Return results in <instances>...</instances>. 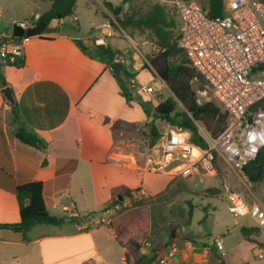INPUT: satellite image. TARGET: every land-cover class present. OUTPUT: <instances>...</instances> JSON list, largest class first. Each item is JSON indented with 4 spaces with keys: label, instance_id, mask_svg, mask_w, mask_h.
<instances>
[{
    "label": "crops",
    "instance_id": "obj_1",
    "mask_svg": "<svg viewBox=\"0 0 264 264\" xmlns=\"http://www.w3.org/2000/svg\"><path fill=\"white\" fill-rule=\"evenodd\" d=\"M29 1L43 5L26 17H39L50 8L48 1ZM82 2L90 16V32L80 24L75 7L67 17L69 25L65 19L53 20L39 35L27 39L20 66L0 63L19 118L14 122L12 106L0 94V225L18 222L12 187L24 181H40L48 213L67 219L58 225H33L24 236L0 227V264H137L139 259L141 264H156L171 242L177 251L169 264H225L221 259L225 252L220 256L213 242L179 240L175 229L162 238L155 233L154 222L160 223L149 199L163 193L173 176L148 171L149 162L128 148L142 129L144 113L135 101L127 104L119 95L106 57L97 52L108 47L121 53L125 70L135 74L130 81L138 87L150 85L153 79L143 69L152 47L120 28H111L97 7L89 5L90 0ZM11 21L0 18V35L11 34ZM97 38L102 45L94 44ZM145 48L148 53L142 51ZM118 59L115 54L113 62ZM139 77H143L141 84ZM119 104L125 110L139 109L142 116L139 120L118 116ZM114 122L126 129H113ZM18 124L34 132L45 146L35 149L13 138ZM112 136L113 142L103 140ZM118 188L134 190L135 199L124 196L121 204L112 206L113 191ZM205 191L204 197L213 196ZM130 200L146 203L129 207ZM91 209L100 210L99 214L86 216ZM107 218L108 225L98 223ZM261 237L264 231L258 230L242 240L264 249ZM151 256L154 260L147 262Z\"/></svg>",
    "mask_w": 264,
    "mask_h": 264
},
{
    "label": "built area",
    "instance_id": "obj_2",
    "mask_svg": "<svg viewBox=\"0 0 264 264\" xmlns=\"http://www.w3.org/2000/svg\"><path fill=\"white\" fill-rule=\"evenodd\" d=\"M159 2L175 13L179 24L177 46L203 81V87L194 91L196 102L216 104L227 113L228 121L216 138L204 130L199 133L204 148L189 142L187 132L169 127L160 145L166 163L157 166L166 167L181 159L179 171L173 173L176 168H171V174L186 177L205 171L214 175L219 163L241 173L242 166L254 160L264 148V1L222 0V15L217 17L208 16L194 0ZM37 20V15L28 20H14L11 28L25 31L36 25ZM28 38L0 35V63H18ZM94 44L102 45V40L97 38ZM130 88L144 96L154 92L150 85L137 87L133 81ZM224 191L229 213L234 217H250L255 227L264 231V209L247 203L227 187ZM98 223L108 225L109 218ZM214 248L223 255L218 241ZM176 251V244L169 243L156 264H169ZM257 258H264V249L258 250Z\"/></svg>",
    "mask_w": 264,
    "mask_h": 264
},
{
    "label": "rangeland",
    "instance_id": "obj_3",
    "mask_svg": "<svg viewBox=\"0 0 264 264\" xmlns=\"http://www.w3.org/2000/svg\"><path fill=\"white\" fill-rule=\"evenodd\" d=\"M83 0H77V15L79 17L80 24H84L88 29L89 26V14L83 5ZM109 2L113 7L119 8L118 16L112 15L103 5L104 2ZM90 0L89 5L94 4L101 15L108 22L111 28H121V23H127L122 25L123 31L131 37H137L141 41L147 42L149 45L153 40L152 32L146 28L138 27L136 21L145 16L154 6L161 5L159 0ZM201 6H204L205 0H194ZM43 4L35 2L32 4L29 0H0V18L8 19L13 18L17 20H28L30 17H26L28 12L35 11ZM165 15L166 21L173 22L174 28L171 30L172 39L177 35L175 28L177 20L174 17L171 8L166 7ZM70 19L65 18V25H69ZM76 27L75 24H73ZM11 29V23L9 25ZM90 32L91 30L88 29ZM150 46V45H149ZM148 53L147 48L142 50ZM152 49L150 50V52ZM145 74V72H143ZM153 79L150 80V86L154 89V92L148 96L137 94L131 89L133 101L137 104L139 101L146 103V107L151 110L161 99L166 98L169 93L166 86H163L158 78L155 76L152 70H149ZM138 82H143V77L138 78ZM138 84V85H140ZM193 90L201 89L198 81L191 83ZM117 99V98H115ZM121 101V100H120ZM117 115L128 118L131 120H139L142 116L141 112L137 108L127 109L121 104ZM153 121L152 117H147L144 114V120L142 129L139 130V135L135 137L134 141L128 142V148L134 150L136 157L143 156L146 162H149L146 166L148 171L154 173L169 172L171 174V168H176L173 173L179 171V167L182 164V160L171 162L166 167L157 165H163L166 163V157L162 153L160 145L162 138L165 136L167 129L170 127L165 122L160 120L154 121V127L156 133L159 134V138L153 145H150V130L148 123ZM117 131L125 130L124 126H114ZM198 132L202 133L203 127L197 124ZM188 134V133H187ZM189 136V134H188ZM114 136L104 137V141H114ZM130 139V138H129ZM132 142V143H131ZM132 145V146H131ZM136 151V153H135ZM98 156V155H97ZM168 173V174H169ZM173 180L169 183V187L161 194L150 198L149 201L153 211V215L158 218L159 225L154 222L153 229L158 235V238H162L163 234H169L171 231L176 230L179 235V240L183 237H187L195 242H213L219 241L223 246L225 255L221 258L225 264H264V258H257L259 249L254 248L251 243L242 240L239 228L241 226H256L254 221L248 216L234 217L228 211V204L225 201L224 187H227L231 192L239 195L246 202L250 204H258L264 209V180L258 184H251L247 181L246 177L241 173L232 172L222 163L217 166L216 174L212 175L205 171H199L198 173L183 177L173 175ZM207 189H215L218 191L216 195L206 196L202 194ZM128 199V198H126ZM130 199L134 200V193L131 194ZM193 206V207H192ZM92 208V207H90ZM94 210V209H91ZM52 213V209H49ZM98 209L91 211L93 215L99 214ZM206 214V216H205ZM205 216V217H204ZM165 228H164V227ZM261 230V229H260ZM263 231V230H261ZM264 240L263 237H261ZM259 247L262 245L259 244Z\"/></svg>",
    "mask_w": 264,
    "mask_h": 264
},
{
    "label": "trees",
    "instance_id": "obj_4",
    "mask_svg": "<svg viewBox=\"0 0 264 264\" xmlns=\"http://www.w3.org/2000/svg\"><path fill=\"white\" fill-rule=\"evenodd\" d=\"M50 2V8L39 15L37 23H43L46 26L53 20H62L73 15L76 0H42ZM264 1V0H261ZM104 7L114 16H118L119 8L113 7L111 3L104 2ZM207 11L208 16L217 17L222 15L223 5L222 0H205L204 6H201ZM166 7L163 5L154 6L145 16L136 21V25L141 28H146L152 32L153 40L151 41L152 51L146 57V63L143 64V69L152 70L155 76L165 84L169 95L162 99L151 110L146 107V103L141 101L138 105L147 117H152L153 121L148 123L150 130V145H153L159 138L154 127V121L160 120L168 126L178 128L189 134L188 141L192 144L204 148L205 142L200 136L197 124L201 125L206 133L211 138L218 137L226 128L228 115L219 106L214 103L198 104L195 98V92L191 86L193 81H198L200 87H203L202 79L194 72L187 63L184 55L177 46L178 38V21L176 23L177 35L172 39L171 30L174 28L173 22L166 21ZM172 11V10H171ZM174 17L175 13L172 11ZM177 20V18H176ZM125 23H121L125 25ZM99 55L106 57V64L109 71L119 88V95L124 101L129 104L133 101L131 94L130 79L134 78V73H129L125 70L122 63V55L119 52H113L108 47L97 51ZM118 54L120 60L117 62L120 65V73L115 74L113 70L114 55ZM13 66H20L16 63ZM0 84L2 87L7 86L4 78L0 74ZM11 113L14 122L19 121L17 106L11 107ZM120 126V123L114 122L112 126ZM116 129V128H113ZM13 138L22 144L41 149L45 146L34 132L17 125L12 133ZM44 164V162H43ZM242 174L251 184H258L264 180V148H262L256 158L241 168ZM42 183L40 181H24L12 187V193L15 197L18 206L19 220L14 224H2L0 227L20 233L22 236L36 224L58 225L67 220L65 217L52 216L48 213L42 195ZM114 200L117 195L125 194V198L130 199L134 190L126 188H118L114 191ZM208 194L215 195L218 191L215 189H207ZM117 201L116 205L121 204ZM146 201H131L129 207H136L145 204ZM112 207V206H110ZM108 207V208H110ZM127 207V208H129ZM125 208H121L119 211ZM94 213H89L86 216H92ZM68 220H73L70 218ZM259 229L257 227L246 228L240 227L239 232L243 240H248L250 234H256ZM135 246V245H134ZM154 257L151 256L147 262H152ZM142 259L137 261L141 264Z\"/></svg>",
    "mask_w": 264,
    "mask_h": 264
},
{
    "label": "water",
    "instance_id": "obj_5",
    "mask_svg": "<svg viewBox=\"0 0 264 264\" xmlns=\"http://www.w3.org/2000/svg\"><path fill=\"white\" fill-rule=\"evenodd\" d=\"M45 27H46L45 24L37 23L33 27H30L27 30L22 31L21 29L13 26L11 28V35L13 37H21V36L33 37V36L39 35L45 29ZM99 48H103V46H101ZM113 70H114L115 74H119L120 73V65H119V63H115L113 65ZM0 94L2 95V97L7 102L8 105H10V106H14L15 105V101L13 99L12 92H11V90H10V88L8 86L3 87L0 90ZM124 196H125V194L117 195L116 199L112 202V206L116 205L117 201H121Z\"/></svg>",
    "mask_w": 264,
    "mask_h": 264
}]
</instances>
